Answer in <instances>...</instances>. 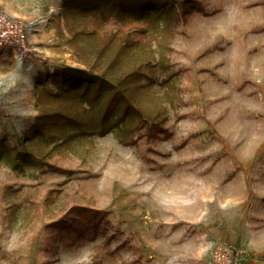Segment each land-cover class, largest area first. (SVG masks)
Returning a JSON list of instances; mask_svg holds the SVG:
<instances>
[{
    "label": "rangeland",
    "instance_id": "rangeland-1",
    "mask_svg": "<svg viewBox=\"0 0 264 264\" xmlns=\"http://www.w3.org/2000/svg\"><path fill=\"white\" fill-rule=\"evenodd\" d=\"M200 2L205 13L176 25L140 23L143 33H129L137 45L107 75H170L133 96L167 137L82 138L49 158L68 173L0 163V264H209L217 242L241 251L240 264H264V0ZM60 3L0 0L35 23L22 61L0 52V136L12 145L37 115L36 76L83 67ZM72 207L102 213L95 239L68 245L46 228Z\"/></svg>",
    "mask_w": 264,
    "mask_h": 264
},
{
    "label": "trees",
    "instance_id": "trees-1",
    "mask_svg": "<svg viewBox=\"0 0 264 264\" xmlns=\"http://www.w3.org/2000/svg\"><path fill=\"white\" fill-rule=\"evenodd\" d=\"M60 9L66 19L67 43L83 67L61 66L36 76L37 115L31 127L14 145L0 136V163L14 171L68 173L49 161L53 151L112 131L125 146L135 144L140 137H167L163 119L144 116L134 106L133 96L146 86L167 81L170 75L160 78L137 69L125 70L114 78L108 74L137 45L138 38H130V34L144 32L140 23L162 19L176 25L193 10L205 13L200 0H61ZM134 24H139L138 28L127 32L129 36L117 45L122 28ZM107 26L115 30L109 34L101 31ZM102 219L100 212L72 207L46 228L51 234L67 235L62 242L74 245L95 239Z\"/></svg>",
    "mask_w": 264,
    "mask_h": 264
},
{
    "label": "built area",
    "instance_id": "built-area-1",
    "mask_svg": "<svg viewBox=\"0 0 264 264\" xmlns=\"http://www.w3.org/2000/svg\"><path fill=\"white\" fill-rule=\"evenodd\" d=\"M30 33V27L0 9V52L5 49L14 51L22 61L30 52L27 43ZM241 258V251L224 242H217L210 248L209 264H240Z\"/></svg>",
    "mask_w": 264,
    "mask_h": 264
},
{
    "label": "bare ground",
    "instance_id": "bare-ground-1",
    "mask_svg": "<svg viewBox=\"0 0 264 264\" xmlns=\"http://www.w3.org/2000/svg\"><path fill=\"white\" fill-rule=\"evenodd\" d=\"M34 25H35V23L33 25H31L30 31H32V29L34 28Z\"/></svg>",
    "mask_w": 264,
    "mask_h": 264
}]
</instances>
